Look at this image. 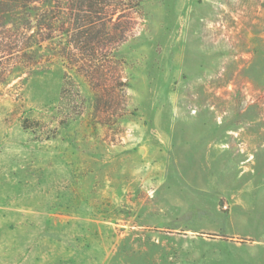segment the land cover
Wrapping results in <instances>:
<instances>
[{
  "label": "rangeland",
  "instance_id": "374dc122",
  "mask_svg": "<svg viewBox=\"0 0 264 264\" xmlns=\"http://www.w3.org/2000/svg\"><path fill=\"white\" fill-rule=\"evenodd\" d=\"M88 4L0 0V264H264V0Z\"/></svg>",
  "mask_w": 264,
  "mask_h": 264
},
{
  "label": "trees",
  "instance_id": "16d2710c",
  "mask_svg": "<svg viewBox=\"0 0 264 264\" xmlns=\"http://www.w3.org/2000/svg\"><path fill=\"white\" fill-rule=\"evenodd\" d=\"M80 1H83V0H80ZM86 1H87V4L90 3V5L88 4L89 5L88 6V13L96 14L98 12V10L100 9L99 7H101V5H104L105 3H110L113 0H106V1H103V0H86ZM141 1H143V0H138V3H140ZM82 17L83 18L85 17L87 20L92 18V16H89V14L84 15ZM83 27L85 29V25L79 26L77 28L78 30H80V32L78 33L79 35H83L84 33L90 31L91 29H93V28H86V30H83ZM80 28H82V29H80ZM17 31H19V29ZM6 39L12 41V45H15L14 49H16L17 47H19L18 46L19 45V40H21L22 38L20 37V34H18L16 32V34L12 33L11 35L6 36ZM11 49H13V48H11ZM18 49H20V47ZM20 52H21V50L16 51V53H20Z\"/></svg>",
  "mask_w": 264,
  "mask_h": 264
}]
</instances>
